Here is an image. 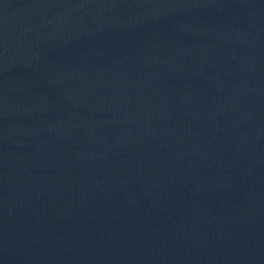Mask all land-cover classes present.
I'll return each instance as SVG.
<instances>
[{
    "label": "water",
    "instance_id": "95a60500",
    "mask_svg": "<svg viewBox=\"0 0 264 264\" xmlns=\"http://www.w3.org/2000/svg\"><path fill=\"white\" fill-rule=\"evenodd\" d=\"M0 264H264V0H0Z\"/></svg>",
    "mask_w": 264,
    "mask_h": 264
}]
</instances>
